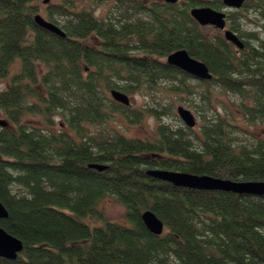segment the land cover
Masks as SVG:
<instances>
[{
    "label": "trees",
    "instance_id": "trees-1",
    "mask_svg": "<svg viewBox=\"0 0 264 264\" xmlns=\"http://www.w3.org/2000/svg\"><path fill=\"white\" fill-rule=\"evenodd\" d=\"M33 3L0 1V119L8 122L0 126V201L9 213L0 226L24 244L16 260L0 264H264V198L177 188L147 175L162 169L264 182V140L237 144L229 115L204 117L197 144L193 129L161 123L152 139L127 138L118 116L131 113L127 120L137 124L145 114L111 97L114 89L134 94L178 82L174 93L200 91L210 102L218 86L254 101L244 106L247 122L264 121V42L241 32V40L260 43L243 41L238 55L226 39L203 33L190 10L222 11L223 0H114L104 19L77 0H56L46 16L65 38L35 24ZM227 13L234 32L253 15L264 33V0ZM179 50L204 62L213 79L187 85L195 78L166 62ZM15 63L20 69L12 73ZM152 115L160 120L156 110ZM29 116L44 125L28 124ZM107 194L126 208L130 226L100 209ZM146 210L163 221L162 235L144 225Z\"/></svg>",
    "mask_w": 264,
    "mask_h": 264
},
{
    "label": "rangeland",
    "instance_id": "rangeland-1",
    "mask_svg": "<svg viewBox=\"0 0 264 264\" xmlns=\"http://www.w3.org/2000/svg\"><path fill=\"white\" fill-rule=\"evenodd\" d=\"M45 0H34V5L38 8V14L47 19V7L54 3L56 0H50L48 4L44 3ZM114 0H77L80 8H85L91 10L93 14L99 18L104 19L107 17L108 11L112 6ZM225 12H230L226 10ZM37 15V14H36ZM254 20L253 15H248L247 18L241 20V27L238 32H235L240 36L241 32L256 34L261 41L264 42V33L260 32L256 25L252 22ZM228 28L232 31V25L228 24ZM203 33L205 35H219L225 39L224 31H220L215 27L207 26L204 27ZM243 41H247L250 46H259V41L251 39L250 37L242 38ZM230 43V42H229ZM236 53L239 55V49L234 46ZM20 69L19 63H15L11 72H18ZM6 80L0 81V90L4 88ZM197 79H187L186 84L197 88ZM182 87L178 82H163L159 89L153 91L140 90L134 94H128L131 99L130 111H143L144 118L140 123L130 124L127 120L131 113L121 114L117 118L118 124L121 126V131L127 138L131 139H152L155 137L156 127L161 123L163 125L170 126L174 130L184 129L187 130L188 127L182 122L178 116V108L184 107L190 110L196 120L197 125L193 129L194 133L189 137L195 144L198 143L196 139V134L200 132V126L204 117L211 119L225 118L228 115L234 118L232 120L233 124L237 126L238 129L233 130V138L235 142L239 145H254L259 141L264 140V121L261 119L256 120L254 124L249 123L244 117V106H254V101L250 98H244L233 92L226 91L220 87H214L212 89V99L211 101L204 100L202 93L198 91L196 94L187 97L183 94H176L172 91L173 88ZM159 113L160 120L152 115L153 110ZM151 110V114L150 111ZM3 119V118H2ZM27 122L30 125L42 126V119L35 116H29ZM57 127L60 128L63 121L60 117L55 118ZM57 127L53 131L57 130ZM13 191L19 193L20 188L14 186ZM100 209L105 213L108 220L116 222L122 225H129L130 223L126 219V208L111 194H107L100 202ZM87 223L92 224L94 221L90 218ZM103 222L97 221V225H102ZM68 264H78L77 262H68Z\"/></svg>",
    "mask_w": 264,
    "mask_h": 264
},
{
    "label": "water",
    "instance_id": "water-1",
    "mask_svg": "<svg viewBox=\"0 0 264 264\" xmlns=\"http://www.w3.org/2000/svg\"><path fill=\"white\" fill-rule=\"evenodd\" d=\"M3 1V0H0ZM249 0H223V4L226 10L238 11L243 8L244 4ZM50 0H45L44 3L48 4ZM167 4H177L179 0H164ZM191 17L202 27H215L220 31H224L225 39L232 43L239 50L245 49V43L239 38V36L227 28L228 25V14L225 10H216L211 7H195L190 10ZM35 24L60 37L65 38V32L56 24L48 21L40 14L34 16ZM1 54V47H0ZM166 62L182 72L192 76L193 78L205 82L211 81L213 75L210 72L208 66L195 58H193L187 50H179L168 56ZM112 99L125 107L131 106L130 96L119 90L111 91ZM178 116L185 124L186 127L194 129L197 125V120L194 114L184 108L179 107ZM0 126L7 127L8 122L4 119H0ZM88 168L95 169L99 172L108 169L107 165L101 164H89ZM147 175L172 184L177 188H185L198 191H222L227 193H234L237 195H247L264 198V182H242V181H231L212 176H200L184 172L168 171L162 169H152L147 171ZM9 217V213L3 203L0 201V220H5ZM141 219L146 228L154 235L160 236L164 232V223L157 215L151 211L146 210L142 213ZM24 244L21 240L9 234L3 227L0 226V258L7 260H16L18 255L23 252Z\"/></svg>",
    "mask_w": 264,
    "mask_h": 264
},
{
    "label": "flooded vegetation",
    "instance_id": "flooded-vegetation-1",
    "mask_svg": "<svg viewBox=\"0 0 264 264\" xmlns=\"http://www.w3.org/2000/svg\"><path fill=\"white\" fill-rule=\"evenodd\" d=\"M228 14V13H227ZM229 24V23H228ZM229 26L227 25V28H228Z\"/></svg>",
    "mask_w": 264,
    "mask_h": 264
}]
</instances>
